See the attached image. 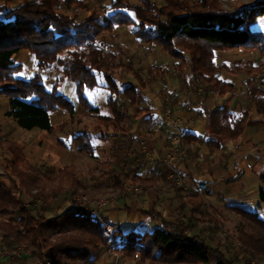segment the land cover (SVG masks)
<instances>
[{
	"label": "trees",
	"instance_id": "obj_1",
	"mask_svg": "<svg viewBox=\"0 0 264 264\" xmlns=\"http://www.w3.org/2000/svg\"><path fill=\"white\" fill-rule=\"evenodd\" d=\"M61 9L72 12L65 13ZM85 10L87 14H84ZM263 14L264 0L235 12L226 11L219 0H138L137 3L113 0L105 13L90 6V0L0 3V93L8 98L5 115L21 128L52 131L51 112L57 107L70 114L74 112L73 103L59 89L63 81H70L79 105L95 114V130L100 139H106L107 128L112 129L113 135L122 131L126 113L121 107L124 101L135 104L138 91L134 81L141 87L144 81L131 68L128 71L132 73V82L122 85L114 77L115 69L123 66L118 57L121 51L111 50L113 43L108 44L103 35L108 33L111 37L116 26L131 27L137 42L159 47L179 60V71L185 68L183 57L186 55L188 75L201 77L206 90L223 96L233 89V84L219 76L218 72L226 70L227 65L216 63L215 52L254 49L264 62V29L255 26L257 18ZM21 50L33 55V65L37 69L27 77L17 75L23 66L14 57ZM51 70L59 71L61 75L47 89L41 74ZM147 73L166 75L168 67L155 63ZM99 75L105 81L104 87L110 91L106 100L108 114H101L85 95L86 91L102 87ZM247 96L254 111L264 116L261 84L250 83ZM228 103L227 99L203 110L204 135L209 148L219 149L224 142L238 139L249 119L247 108L235 114ZM142 111L140 109L138 113ZM197 137L189 131L181 135L182 140ZM72 144L79 151L94 156L86 132L74 135ZM4 146L9 154L5 160L9 185L0 179V234L3 239L13 242L36 244L44 250L42 264H93L101 252L114 244L113 250L121 258H137L145 264H210V254L216 255L217 264H233L239 260L227 257L220 247L209 242L201 229L198 230L199 227L207 229L213 223L216 225L218 220L212 216L220 211L206 204L197 193L188 194L181 201V210L187 209L178 219H161V225L150 232L135 229L123 232L114 227L113 235H109L99 219L78 206L47 218L44 208L36 207L32 202L36 199L48 202L61 189L51 188L47 192L42 179L27 169L21 146L11 141H6ZM120 175L115 177L117 186ZM57 179L67 180L69 187L77 184L76 171L71 166L61 168ZM131 180L141 182L135 176ZM261 180L263 187L258 200L264 205V175ZM24 196L28 197V204L24 203ZM228 208L238 213L252 231V234L240 231L241 252L246 253L248 248L251 255L260 256L264 261V212L260 214L238 205ZM115 234L119 235L118 239Z\"/></svg>",
	"mask_w": 264,
	"mask_h": 264
},
{
	"label": "rangeland",
	"instance_id": "obj_2",
	"mask_svg": "<svg viewBox=\"0 0 264 264\" xmlns=\"http://www.w3.org/2000/svg\"><path fill=\"white\" fill-rule=\"evenodd\" d=\"M22 1L23 0H0V3L7 2L8 5H17ZM112 1L113 0H90V6L97 7L100 13H105L108 5ZM128 1L132 3L138 2V0ZM219 1L221 7L226 11L235 12L241 8H248L259 0ZM61 11L65 13L72 12L64 9H61ZM83 12L84 14L88 13L86 10ZM255 26H260L264 29V16L257 18ZM131 30V27L128 26H116L111 37H109L108 33L103 35L108 44L113 43L111 50L121 51L118 57L123 66L116 68L113 75L119 83L123 85L134 80L132 78V73L131 71H128V68H131L140 74L143 78L144 86L140 87V85L134 81L138 91L137 105L147 108L156 106L153 107V116L159 115L160 108L163 109L164 114V112L169 109L161 102L162 99L165 101L168 100V95L165 92V89H162L164 86V75H149L147 70L152 64L156 63L158 66L165 65L168 67L170 72L167 73L166 76L170 78L179 76V60L168 56L159 47L157 48L152 45L137 42L134 39ZM239 50V53H228V64L232 72L225 73V76L231 75L232 77H229V79L235 84V88L227 92L230 95L236 90L243 91L248 85H250V83L252 85L260 86L257 81V76L261 70L264 69L263 59L256 50L243 48H240ZM14 58L23 66L22 70L17 74L19 77H27L31 75L33 71L37 70L33 65V55L27 50H21ZM183 58L186 60V65L181 72L183 75H188L189 59L186 55ZM222 59V57L216 58V63L220 64L223 61L227 63L226 60ZM125 68H127V70ZM172 70L176 75H172ZM218 74H220V72H218ZM41 75L46 88L50 89L55 78L61 74L59 71L51 70L49 72H42ZM183 75H180V77L183 78ZM193 78L196 79L195 84L198 83L202 87L201 89H203L205 85L202 83L201 77L196 76ZM99 81L102 87L92 91H86L85 95L94 106L99 108L101 114H108L109 109L106 105V100L110 95V91L108 88L104 87L105 81L101 78V75H99ZM155 87H157L158 91H155ZM59 89L63 95L73 103L74 112L70 114L67 110L57 107L50 113V121L53 126V130L50 132L39 128L24 129L19 127L12 118L5 115L8 109V98L6 95L0 93V179H4L7 184L9 182L6 178L7 170L5 167V160L8 159L9 154L4 144H6V141H11L21 146L24 159L27 163V169L34 171L42 179L44 184L43 187L47 192L48 190L50 191L51 188L56 189L57 187L61 189L60 193L48 202H43V200L40 199H36L32 202L36 207L44 208V215L47 218H52L61 211L73 208L74 206L93 208L105 200L106 204H114L116 201L123 199L121 200L120 205L122 206V203L125 202L129 204L132 198H137L141 191L149 188L152 190L158 189L157 185L148 186L131 180V173L133 172L131 171L130 166L133 163L128 164L127 162L130 156L132 157L134 154L129 149L130 142L128 141L129 139L127 135L129 118L126 117L123 120L122 131H118L113 135L112 129L107 128L108 134L106 139H100V137H98V130H95L97 125L96 116L79 105L74 94L73 83L70 81H63L60 84ZM116 99L118 100L119 98ZM249 104L252 105L251 102H249ZM121 108L125 113L130 115L131 121L138 128L140 126L142 128L145 126L144 121L135 113L138 107H130L127 104V101H124ZM169 110L175 115L171 109ZM164 129L166 128L164 127ZM81 131L86 132V134L90 136V143L93 146L94 156H90L84 151H79L76 145L72 144L73 136ZM113 136H116L117 138H113ZM153 138L154 137L152 136L151 139L153 143H157L156 139L154 140ZM121 149L122 151H120ZM182 149L185 154L183 145ZM152 152V149H150L148 155L154 156ZM65 166H71L75 169L77 177L76 185L69 187L67 180L59 181L57 179L59 170ZM119 174L122 175H120V182L117 186L115 184V177ZM123 175H127V178ZM167 178L170 182L172 181L169 177ZM124 182H131L138 185L137 190L129 192L133 193L134 197L127 193L117 195V198L115 199H110L111 194L115 196L116 193L118 194V192L121 191ZM171 185L176 188L173 184ZM182 193L184 192L182 191ZM184 194L187 195V193ZM184 194L175 195V192H173V195H175V201H168L167 205H165L169 208L166 207L164 211H169L176 216L184 214L185 210L182 211V208L180 207L181 201L185 200L186 195ZM121 196L124 198L120 199ZM22 199L25 204H28V197L24 196ZM257 202L259 206H255L254 210L263 214L264 205L260 204L259 201ZM105 205L100 211L101 216L102 211L105 209ZM124 211L126 210L124 209ZM110 213L111 211L109 210L106 212L108 216H110ZM11 216H14V214ZM212 217L218 220L216 225L213 223L207 229L199 227L198 230L201 229L209 237V242L213 246L220 247L227 257L239 259L238 261L235 260L233 264H264V261L260 256L250 254V249H245L246 253L241 252L239 247L240 231L244 230L249 232V234H252V231L245 222L242 221V217L238 213L232 211L228 207H223L219 213L216 212ZM105 221L107 222V220ZM127 221L130 223L129 226L125 227L121 225V230L123 232L128 229H135L140 232H150L158 226L157 224H152L153 221L150 217L142 215L138 211H131L129 220ZM110 224L113 227H118L115 223ZM43 252L44 250L37 248L36 244L29 242H13L10 239H3L0 234V264H42L41 254H43ZM118 256L116 264H134L133 261L127 262V260L121 258L119 254ZM113 258L114 256L109 254L107 248L104 252L99 254L93 264H113ZM209 261L210 264H217L216 255L210 254Z\"/></svg>",
	"mask_w": 264,
	"mask_h": 264
},
{
	"label": "crops",
	"instance_id": "obj_3",
	"mask_svg": "<svg viewBox=\"0 0 264 264\" xmlns=\"http://www.w3.org/2000/svg\"><path fill=\"white\" fill-rule=\"evenodd\" d=\"M227 51L215 52V60L222 57V60L227 61V63L221 62H225L227 69L221 70L219 76L224 81L231 82L229 77L232 76H225V73L232 72L228 64V53H239L240 50ZM179 73L181 76L183 75L181 71ZM166 75L163 78L164 82L162 81L164 83L162 89H165L168 100L162 99V104L185 122L184 132L189 131L198 136L196 139L185 138L182 140L185 159L179 165L180 171L187 180L195 179L206 184V190L200 196L203 197L206 204L216 210L221 211L223 207L229 205H238L248 210H254L255 206H259L258 194L263 187L261 176L264 175V116L254 111L251 99L247 96V88L243 91L236 90L232 95L227 93L220 96L214 91L206 90L205 86L201 89L202 87L198 83L195 84L196 79L187 74L183 75V78L180 75L172 78ZM172 75H176L173 70ZM232 84L234 89L235 84ZM155 91H158L157 87H155ZM227 99L229 100V107L235 114L247 108L249 119L238 139L228 140L219 149H212L208 147L204 135L203 110L211 109ZM187 100H189L190 105L186 104ZM127 104L130 107H138L135 113L145 123L143 128L141 126L138 128L131 121L130 115L126 113V117L129 118L127 132L130 142L129 149L134 154V156H130L127 162L128 164L133 163L130 166L133 172L131 178L138 177L141 184L157 185L158 189L149 188L141 191L137 198L134 197L133 193H128L134 197L129 204L124 202L120 206L121 200H123L121 198H124L121 196L120 201L105 205L102 216L107 222L118 225V227H114L119 230L122 229L121 225L125 227L130 225L127 220H129L131 211H138L140 214L150 217L153 221L151 223L158 226L161 225V219L170 221L178 219L180 216L164 211V209L169 208L166 206L168 201H175L176 194H184L171 185L166 170L162 166V159L170 146L169 133L162 124L163 109H159L158 116H153V107L156 106L140 107L137 105V100L133 105L128 102ZM140 109L143 110L142 113H138ZM152 136L157 143H153ZM113 138L117 137L113 136ZM150 149H152L154 156L148 155ZM238 173H240L238 179L235 180L234 177ZM108 210L111 211L110 216L106 214ZM144 211L153 212L154 215H149ZM126 260L127 262L133 261L134 264H145L137 258H126Z\"/></svg>",
	"mask_w": 264,
	"mask_h": 264
},
{
	"label": "built area",
	"instance_id": "obj_4",
	"mask_svg": "<svg viewBox=\"0 0 264 264\" xmlns=\"http://www.w3.org/2000/svg\"><path fill=\"white\" fill-rule=\"evenodd\" d=\"M262 16H264V14ZM263 77H264V69H262L257 76V81L261 85H264ZM186 104L190 105L189 100H187ZM163 123L170 137L169 149L167 150V152L165 153L162 159V166L166 170L167 177H169L172 180L171 183L174 186H176V188L183 191L184 193L187 194L197 193L199 195H203L206 190V184L204 182L195 179L187 180L179 168V165L184 160V156H185L184 151L182 149V139H181V135L183 134L185 128V122L180 117L173 115L170 112V110L167 109V111L164 112L163 114ZM137 189H138L137 184H133L131 182H124L122 184L121 191L118 192V194L116 193L115 196L111 194L110 199L111 198L115 199L117 198V195L127 194ZM105 202L106 200L100 202L93 208L85 206L83 207V209L86 212L93 215L95 218L99 219L104 225L105 231L109 235H113L114 227L110 223L106 222L105 218L100 214L101 209L106 204ZM114 237L118 239L119 235L115 234ZM115 245L116 244L108 248L109 254H112L114 256L113 264H116L117 259L119 257L118 254L113 250Z\"/></svg>",
	"mask_w": 264,
	"mask_h": 264
}]
</instances>
